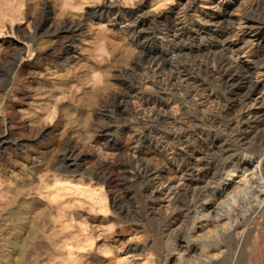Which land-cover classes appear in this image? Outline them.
<instances>
[{
	"label": "rangeland",
	"instance_id": "obj_1",
	"mask_svg": "<svg viewBox=\"0 0 264 264\" xmlns=\"http://www.w3.org/2000/svg\"><path fill=\"white\" fill-rule=\"evenodd\" d=\"M10 1L0 0V264H264V174L222 198L209 219L184 216L169 236V213H151L139 183L118 175L134 153L163 183L175 169L158 149L136 146L142 127L113 105L132 84L138 49L99 9L112 3L113 14L152 31L181 12L180 0ZM256 2L223 0L228 15L201 21L202 39ZM147 49L163 56L156 43ZM246 87L240 81L221 95ZM235 157L264 169V149ZM182 192L174 209L190 201ZM181 239L191 252L180 257Z\"/></svg>",
	"mask_w": 264,
	"mask_h": 264
},
{
	"label": "bare ground",
	"instance_id": "obj_2",
	"mask_svg": "<svg viewBox=\"0 0 264 264\" xmlns=\"http://www.w3.org/2000/svg\"><path fill=\"white\" fill-rule=\"evenodd\" d=\"M111 4L99 9V17L118 25L138 49L132 84L113 105L128 108L142 127L134 137L136 146L145 143L158 149L175 169L174 181L163 183L160 171L142 164L134 153L132 163L119 169L118 175L139 183V196L151 213H169L163 223L167 236L174 228L180 230L184 216L200 214L209 219L224 208V198L263 179L259 163L254 166L235 156L264 149V2L257 0L237 12L219 30L211 28L207 44L199 24L210 16L225 19L229 7L223 6V0H180L181 12L152 31L138 21L129 22L125 14H113ZM190 13L197 14V19H187ZM206 22L215 24L210 19ZM152 43L162 47L163 56L147 49ZM240 81L247 83L245 89L230 92L227 99L221 95L222 89L232 90ZM217 132L226 139L218 138ZM227 175L233 177L228 180L231 184L216 192ZM181 189L190 199L185 210L173 207ZM177 249L180 257L191 252L182 239Z\"/></svg>",
	"mask_w": 264,
	"mask_h": 264
}]
</instances>
